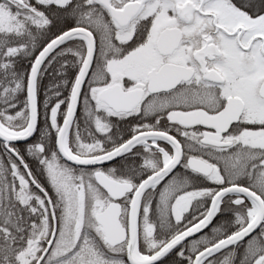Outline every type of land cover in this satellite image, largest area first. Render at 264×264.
Wrapping results in <instances>:
<instances>
[{"label": "snow or ice", "instance_id": "1", "mask_svg": "<svg viewBox=\"0 0 264 264\" xmlns=\"http://www.w3.org/2000/svg\"><path fill=\"white\" fill-rule=\"evenodd\" d=\"M0 264H264V0H0Z\"/></svg>", "mask_w": 264, "mask_h": 264}]
</instances>
